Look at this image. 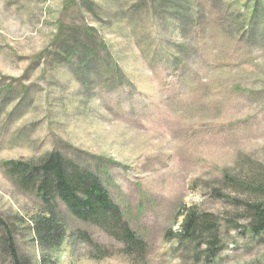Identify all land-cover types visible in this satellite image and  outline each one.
I'll use <instances>...</instances> for the list:
<instances>
[{"label": "rangeland", "instance_id": "rangeland-1", "mask_svg": "<svg viewBox=\"0 0 264 264\" xmlns=\"http://www.w3.org/2000/svg\"><path fill=\"white\" fill-rule=\"evenodd\" d=\"M54 153L100 177L149 264H264L241 205L259 197L227 182L264 178V0H0V240L11 232L27 264H131L59 198L69 235L42 255V201L6 163ZM183 206L218 217L215 260L164 239Z\"/></svg>", "mask_w": 264, "mask_h": 264}, {"label": "trees", "instance_id": "trees-1", "mask_svg": "<svg viewBox=\"0 0 264 264\" xmlns=\"http://www.w3.org/2000/svg\"><path fill=\"white\" fill-rule=\"evenodd\" d=\"M59 153L43 157L41 163L10 161L6 163L9 173L18 179L21 187L35 188L42 204L33 218L32 231L34 240L40 246L42 255L56 256L69 235V224L58 212V204L52 203L57 198L64 201L69 210L79 219L104 227L108 233L123 243L121 252L130 257L133 264L142 261L146 264L147 244L143 237L133 231L125 221L120 208L111 200L110 194L100 181L99 176L86 171L76 163L67 162ZM68 170L71 172L69 173ZM233 187H244L248 192L258 195L256 201L241 203L249 220V231L254 238H264V178L263 175L255 182L245 185L241 180L227 178ZM39 182V183H38ZM38 183V184H37ZM101 183V185H100ZM243 188V189H244ZM220 223L214 214L198 211L194 206L184 213L180 232L167 231L166 238H176L178 243L195 244L202 249L207 259L215 260L221 251ZM78 240L94 244L87 232L75 229ZM82 232V231H81ZM0 247L11 257V264H27L19 256L14 235L4 231ZM95 258L106 254V250L95 247ZM93 256V257H94ZM38 264H60L59 260L49 257L40 259Z\"/></svg>", "mask_w": 264, "mask_h": 264}]
</instances>
